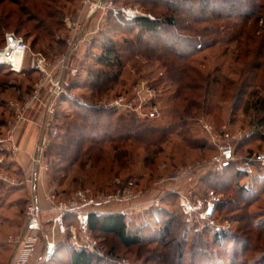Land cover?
I'll use <instances>...</instances> for the list:
<instances>
[{"label": "trees", "instance_id": "trees-1", "mask_svg": "<svg viewBox=\"0 0 264 264\" xmlns=\"http://www.w3.org/2000/svg\"><path fill=\"white\" fill-rule=\"evenodd\" d=\"M23 1L29 3V0H0V31L13 28L17 31L13 33L21 36L19 31L28 30L27 36L37 34L35 42L42 38H52L54 29L60 28L63 21L62 16L60 17L61 13L50 10V6L55 1L45 0L49 2L48 5L42 7L40 5L39 7L40 13L46 12V19L52 21L51 25L39 24L37 26L30 25L39 17V15H33L35 14L33 13L35 7L31 9L30 5H23ZM142 1L150 2L154 6L164 4L163 0ZM191 2L193 5L189 7L174 1L165 2L167 9L172 12V17L166 18V24L174 28V31L167 29L165 23L157 18L140 17L130 24L139 28V31L148 35L150 39L145 41L139 38L136 42H131L128 53L132 56H142L148 60L162 63L167 70V81L174 87V93L169 100L172 104L171 116H169L171 117L169 118L170 123L156 126L133 114L126 116L121 115L117 110L106 107H85L78 102L70 103V113L61 114V108L58 111L56 122L59 135L49 149L52 151V158H54L52 162L54 179L58 180V173L67 172L73 166L79 165L83 170L88 165L98 163L108 148L114 153V162L120 163L128 160L130 156L129 147H140L145 152L152 150V155L156 156L164 152L163 145L171 136L182 138L189 135L190 132L185 130L189 125L188 121L195 120L200 112L210 113L209 104L211 102L214 104L219 97L228 98L229 92L237 85L228 77L221 79L213 77L210 80L208 76L204 80L202 74L196 71L191 64L193 57L204 50L217 46L227 49L234 46L235 62L244 67L241 77L245 78L238 90L237 101L243 95H247V97L258 96L259 91L257 90L250 93L246 92L247 87L264 89V0H192ZM196 4L198 9L195 11ZM46 19L44 20L46 21ZM111 21L115 22V27H119L116 20L114 21L112 18ZM260 23H262L261 26H259ZM183 34L186 35L183 36ZM163 35H165L164 38ZM101 37L102 34L95 42V45L99 44L100 49H102V55L96 59V62L108 68L121 70L123 60L120 51L111 41L99 43ZM5 40L0 48L5 46ZM95 45H93V51L96 48ZM0 68L12 74L6 65L0 64ZM29 72L34 73V71ZM114 72L89 71L87 78L96 82L94 86L96 93H103L118 83L120 71ZM219 72L220 69L216 71V73ZM222 81L224 82L221 83ZM31 87L32 84L25 88L18 86L15 90L29 93ZM212 87L216 89L214 90ZM4 104L7 107V103ZM0 105L3 106V103ZM254 106L257 108L264 106V99L258 97ZM7 108L12 115L10 108ZM6 126L7 120L3 119L0 128ZM1 136H3L2 131H0ZM184 142L188 143L189 146L193 145V142L188 141V139H184ZM252 153L250 151L248 155ZM233 165L234 163L226 165L222 173L207 172L209 176L207 179H209V187L214 193H224L225 190L229 191L236 186L238 189L236 199L243 206L238 204L236 209L239 208L243 211L261 200V196L264 195V169L256 168L252 175H246L240 169L236 170L234 179L237 182L231 188L227 174ZM129 179H133L137 185L141 183V179L137 177ZM241 182L243 183L239 185ZM3 186V183L0 182V187ZM15 189V187H11L10 193ZM19 189L21 190L22 187ZM64 192L61 191L60 193L63 194ZM8 197L9 194L6 201ZM173 197L175 196L163 198L158 207L133 216L121 213L106 215L91 213L89 216L90 233L98 238H114L126 250L140 248L147 242H156L168 246V248L175 244L173 249H169V256L162 258L164 264H184L186 254L191 256L194 264L193 258L202 256L207 259V253L216 248L225 250L224 257L228 259L230 264H264V255L252 262L244 259L250 250V237L254 233L258 234L257 241L264 240V212L246 213L240 216L241 222L244 223L239 229L241 234L232 231L218 232L211 227H206L202 232L195 231L189 242V239L184 236L188 222L184 225L176 214H170L166 211L169 209L167 206L168 199ZM222 208L227 207L224 204H219L218 207L216 204L215 213L219 214V210ZM145 216H150L152 221L161 220L157 228L152 229L154 236L150 238H145L141 231L150 227L151 224L147 222L143 226L138 224L140 217ZM159 218H163V220ZM193 230L194 228L188 229L191 232ZM206 234L210 237L207 238ZM232 242H236V245L233 247L230 256L227 250ZM67 253L70 264H95L96 259L99 260L103 257V254L98 256L99 248L97 251L77 248L65 239L59 245L53 259L42 264H54L57 259ZM109 254V252L106 253V255ZM229 258L231 259L229 260ZM208 259L213 261V258ZM220 260L214 261V264H225L221 263ZM101 261L103 260L101 259Z\"/></svg>", "mask_w": 264, "mask_h": 264}, {"label": "rangeland", "instance_id": "rangeland-1", "mask_svg": "<svg viewBox=\"0 0 264 264\" xmlns=\"http://www.w3.org/2000/svg\"><path fill=\"white\" fill-rule=\"evenodd\" d=\"M53 1L55 2L50 6V10L52 12L61 13L60 17L62 16L61 18L64 21V23L62 21L60 28L57 27L59 29H54V36L52 38H42L35 42L37 34L27 36L28 30L19 31L18 33L25 38L30 47L28 58L24 64L26 70L22 73L11 71L12 74H10V72H5L0 68V103H3V106L0 105V123L3 119L7 120V126L5 128H0V131H2L3 134H5L8 129V122L13 119V113L10 115L11 113L7 108L9 107L8 102L21 99V95H19L20 90L16 91L15 88L18 86H23V88H25L30 84L33 86L40 79V75L27 70L30 66V58L32 57V54L41 53L52 61L65 51L66 46L60 40V36L67 32L65 21L76 13L82 3V0ZM116 1L118 7L135 8L150 19H159L162 23H165L167 29L172 31H174V28H171L166 24V18L172 17V12L170 9H167L165 2L174 1L176 3L187 5L186 7L193 5L191 2L192 0H163L164 4L156 6L152 5L150 2H143L142 0ZM48 3L49 2L45 0L41 2L38 0H29V3L23 1V5H30L31 9L35 7L33 9V13L35 14L33 15H39V17L36 18V21L30 24L31 26H37L39 24L51 25L52 21L46 19V12H39L40 5L42 7L43 5H48ZM194 8L196 11L198 5L196 4ZM112 18V16H109L102 37L99 39V43H102V41H111V43H113L120 51L123 60V67L121 70H118L117 68L113 69L99 65L96 62V59L102 55V49H100L99 44L95 45L94 43L96 47L94 51L89 49L88 52L82 53L83 58L80 70L81 79L79 77V80H77L79 87H76L77 89L73 90L76 99L80 100V104L85 107H106L114 109L117 108V106H111L113 102L119 97H123L128 104L139 107V105L142 104V100H140L137 93L139 90L140 94H144V88L142 87V84H144L145 88L149 86L156 90V97L154 100L151 101L149 105L146 104L141 110V113L146 117L133 110H127L124 107L114 110H117L121 115H136L139 119L149 121L147 123L156 126L170 123L169 118L171 117L169 116H171L172 104L169 100L174 93V87L167 81V70L163 67L162 63L158 61L148 60L142 56H132L128 53L131 42H136L139 38L147 41L150 37L142 34L139 31V28L130 25L131 22L125 21L122 17L120 20L113 18L114 21L116 20V22L119 23V27H115V22L111 21ZM44 19H46V21ZM261 25L262 23L259 24V26ZM13 32L17 31L13 28L0 31V47L2 46L6 35ZM184 35L186 34H183V36ZM164 37L165 35H163V38ZM235 57L234 46L229 47L228 49L226 47L217 46L212 49L204 50L193 57L191 64L195 67L196 71L202 74L204 80H206L208 76L210 80L213 77H217L218 79L228 77L235 81L237 85H235L231 92H229L228 98L219 97L214 104L212 102L209 104L211 108L210 113L200 112L195 120L188 121L189 125L185 130L190 132L189 135L182 138L171 136L163 145V153L153 156L151 152L152 150L145 152L140 147L133 146L129 147L130 156L128 157V160L116 163L113 159V151L108 148L104 157L101 158V161L98 163L88 165L83 170L79 165L73 166L69 168L67 172L58 173V180H56L54 179V169L52 170V162L54 161V158H52V151L49 150L50 148L44 155V160L47 162V170H45L42 165H31V156L35 152L34 148L29 159L30 165L28 163V178L23 170H19V167H9L8 164L0 162V182L4 185L3 187H0V207L6 203L7 195L11 194V187H22L23 192H21L20 195L15 196L20 198L22 203H20V206L12 215L16 224L21 226L23 223V215L20 214H24L25 216V210L31 198L28 190L32 192V189H36L39 185L43 186V194L48 189H57L60 192L65 191L61 194V198L67 199L81 189H89L94 194L113 192L117 188L118 183L122 182V184H126L131 180L134 181L129 178L137 177L141 179V183L138 187L146 193V198L148 200L159 197H161L160 199L162 200L168 196H175L168 199L167 206L169 209H166V211L170 212V214H176L177 217L183 221L184 225L188 222L185 227L186 231L184 232V236L188 238L190 242L194 232H202L204 231V228L198 222L188 219L181 207L180 195L170 194L172 189L171 185H161L159 184V179L170 177L180 167L195 166L205 160L211 159L219 153L221 144H232L237 160L236 162H233V168L227 174L229 177V182H227L230 183L232 188L237 182V180L234 179L235 171L241 169L240 159L249 156L248 154L250 151L253 152L251 155L264 152V106L259 108L254 106L258 97L264 99V89L247 87L246 92L250 93L251 91L257 90L259 91L258 96L247 97V95H243L240 99L238 98L239 100L237 101L238 90L241 88V84L244 82L243 79L245 80V78L241 77L244 67L242 64L235 62ZM218 69H220V72L216 73ZM89 71L100 73L107 71L110 73L120 71L118 78L119 81L109 90L103 93H96L94 91L96 82L93 79L90 80L87 78V72ZM223 82L224 81L221 83ZM213 89L215 90L216 88ZM21 93L23 92L21 91ZM24 94L27 95L28 93L24 92ZM144 98H147V94H145ZM73 102L74 101L61 103L58 111L61 108V114L67 115L71 111L70 103ZM4 103H7V107ZM154 107H157L158 113L152 117L150 114ZM26 131L27 132H24V136L25 133H30L29 129ZM37 132L38 131L33 134L35 137V145L38 136ZM56 139L53 140L50 147ZM184 139L192 141L193 145L189 146L188 143L184 142ZM21 153H23V151H19L15 156L18 154L20 155ZM0 158L2 157L0 156ZM198 171L199 172L188 180L181 181L178 186L179 191L182 195H192L196 199H216L215 202L218 207L219 204H224L227 208L219 210V214L214 213V217L220 223L229 225L231 228L228 231L241 234L239 229L244 223L241 222L240 216L246 213L264 212V195L261 196V200L255 202L243 211L239 210V208L236 209L239 204L236 199L238 197L237 187L235 186L229 191L225 190L224 193H214L209 187V179H207L209 176L207 175L206 169L199 168ZM242 183L243 182L239 185ZM239 205L242 206V204ZM114 206L120 207L119 204H115ZM44 215L47 214L45 213L43 216ZM159 219L163 220V218ZM159 221H152L150 216L140 217L138 220L139 225L143 226L147 223L151 224L150 227L144 228L141 231L142 235L145 236V238L153 237L152 229L157 228V225L160 224ZM256 223H258L257 220ZM189 228H194V230L192 232L188 231ZM206 237L209 238L210 236L206 234ZM92 238L98 242L97 249L99 248L100 251L98 256L99 254H103V257L100 256L102 258L99 259L100 261L101 259L103 261L100 262L96 259L95 264H164L162 258L169 256V249H173L175 245H171L168 248V246L160 245L156 242H147L140 248L137 247L131 250H126L122 247L119 241L114 238H98L96 236H92ZM256 238H258L257 233H254L250 237V250L244 257V259L249 260L250 262L258 260L264 255V240L257 241ZM235 245L236 242H232L228 247L227 251L230 253V256ZM185 247L187 246L185 245ZM108 252L110 254L106 255ZM112 254L114 255L111 256ZM224 256L225 250L216 248L207 253L208 258H213L212 262L210 259H205L206 257L202 256H197L193 258V260L195 262L194 264H214V261L221 259V263L230 264V262L227 261L228 259ZM230 259L231 258H229V260ZM54 264H70L68 253L57 259ZM184 264H193L192 258L189 254L185 255Z\"/></svg>", "mask_w": 264, "mask_h": 264}, {"label": "built area", "instance_id": "built-area-1", "mask_svg": "<svg viewBox=\"0 0 264 264\" xmlns=\"http://www.w3.org/2000/svg\"><path fill=\"white\" fill-rule=\"evenodd\" d=\"M109 16L117 20L122 17L127 22L147 17L138 9L118 7L116 0H82L76 13L65 21L67 32L60 36L61 42L66 46L65 51L52 61L41 53L32 54L27 70L36 72L40 79L27 95L19 91L21 99L8 102L13 119L8 122L6 133L0 137V153L15 156L22 151L24 132H27V129L30 134L38 131L31 165H42L45 170L48 169L44 155L59 135L56 122L58 108L61 103L76 102L73 90L79 87L77 80L80 77L82 53L93 48L96 39L104 32ZM5 39V46L0 48V52H7L8 58L0 59V64L6 65L10 71L22 73L26 70L24 64L30 52L29 45L23 37L15 33H8ZM11 57L19 60L18 66ZM7 62L13 64L8 65ZM142 87L144 94H140L139 90L137 93L142 100L139 107L128 104L123 97H119L111 106H117L114 109L124 107L146 117L141 110L154 100L156 90L149 86L145 88L144 84ZM145 94L147 98H144ZM157 113L158 109L154 107L150 115L153 117ZM2 161L3 159H0V162ZM236 161L232 144H221L219 153L211 159L195 166L180 167L170 177L160 178L159 184L164 186L170 184L172 188L170 194L180 195L181 207L189 220L198 222L203 228L211 227L218 232H227L231 227L220 223L214 217L216 199L202 200L192 195H182L178 186L182 180H188L199 172V168L206 169L207 172L222 173L226 165ZM240 161V171L252 175L256 168L264 169V152L246 156ZM160 198L148 200L146 193L132 180L126 184L118 183L113 192L94 194L89 189H81L67 199L61 198V193L57 189H48L43 194V203L32 193L25 210V228L13 240L17 250L12 264H29L40 245H43V250L39 262H50L58 249V235L65 237L74 247L96 251L98 242L92 238L89 227L91 213H97L103 207L119 204V213L133 216L158 207L161 203ZM45 213L50 215L48 220L43 219Z\"/></svg>", "mask_w": 264, "mask_h": 264}, {"label": "crops", "instance_id": "crops-1", "mask_svg": "<svg viewBox=\"0 0 264 264\" xmlns=\"http://www.w3.org/2000/svg\"><path fill=\"white\" fill-rule=\"evenodd\" d=\"M35 148V137L33 134L25 133V136L23 135L22 138V151L20 155L11 157L8 153H1L0 159H3L2 163L8 164V166H14L19 167V170H23L25 172L26 177L28 178V163L31 154L33 153V150ZM3 155V156H2ZM12 160V162H11ZM30 165V163H29ZM6 166V165H5ZM43 186H38L36 189L33 188L32 192L28 190L29 196L30 194L34 193L38 200H40L43 203ZM22 189L16 188L14 191L11 192L9 197L7 198L6 203L0 207V264H12V259L16 253L17 245L13 240L23 231L25 228V216L23 215V223L22 225L16 224L15 219L12 217L15 210L18 209L20 206L21 200L20 198H17L15 196L21 194ZM45 205V204H44ZM120 207L119 206H107L99 209L97 211L98 214L106 215V214H113V213H119ZM21 213V212H20ZM21 217V218H22ZM43 218L45 220H48L50 218V215H44ZM65 241V237L58 235L57 242L58 247ZM43 246H39V250L37 254L34 256L32 261L29 264H41L39 262V259L41 258Z\"/></svg>", "mask_w": 264, "mask_h": 264}, {"label": "bare ground", "instance_id": "bare-ground-1", "mask_svg": "<svg viewBox=\"0 0 264 264\" xmlns=\"http://www.w3.org/2000/svg\"><path fill=\"white\" fill-rule=\"evenodd\" d=\"M6 55H7V52H6V53L0 52V59H1V60H5L6 58H8V57H6ZM11 59H12V61H14V62L16 61V62H17L16 65L18 66V61H19V60L16 59L15 57H11Z\"/></svg>", "mask_w": 264, "mask_h": 264}, {"label": "water", "instance_id": "water-1", "mask_svg": "<svg viewBox=\"0 0 264 264\" xmlns=\"http://www.w3.org/2000/svg\"><path fill=\"white\" fill-rule=\"evenodd\" d=\"M8 65H12L13 63L12 62H7Z\"/></svg>", "mask_w": 264, "mask_h": 264}]
</instances>
